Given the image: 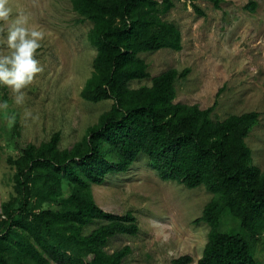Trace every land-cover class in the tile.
<instances>
[{"label":"trees","instance_id":"1","mask_svg":"<svg viewBox=\"0 0 264 264\" xmlns=\"http://www.w3.org/2000/svg\"><path fill=\"white\" fill-rule=\"evenodd\" d=\"M209 1L219 8L221 0ZM70 2L80 21L92 24L87 39L96 50L81 98L112 105L70 149L60 148L55 132L7 158L13 194L1 204L0 264H124L130 247L107 248L117 236L137 235V220L131 212L103 211L92 187L127 173L141 155L162 181L212 195L194 221L210 228L198 264H261L254 256L264 235V168L253 165L245 143L259 113L214 120L215 103L206 109L176 103V83L186 69H169L150 86L130 88V82L150 78L141 54L182 49L178 27L162 18L171 8L168 0ZM255 8L253 2L246 6ZM12 135L20 136L16 120ZM225 214L239 223L240 234L220 231ZM191 262L181 256L170 264Z\"/></svg>","mask_w":264,"mask_h":264},{"label":"rangeland","instance_id":"2","mask_svg":"<svg viewBox=\"0 0 264 264\" xmlns=\"http://www.w3.org/2000/svg\"><path fill=\"white\" fill-rule=\"evenodd\" d=\"M168 1L171 8L162 18L178 27L182 49L141 54L150 78L132 81L130 88L150 86L152 78L169 69H186V77L176 83V103L201 109L215 103L214 120L259 113V122L245 143L253 165L263 169L264 0H221L219 8L209 0ZM8 2L13 11L7 21H0V55L10 52L7 31L20 15L28 17L29 28L44 35L35 55L42 71L20 90L22 103H16L18 93L10 86L0 90V104L8 105L0 109V213L1 204L13 194L8 157L18 156L28 143L48 141L55 132L61 135L60 148L70 149L112 105L110 100L91 104L81 98L96 50L87 39L92 24L80 21L70 0ZM249 2L255 3V11L246 9ZM12 116L20 127L19 137L12 135ZM92 192L103 211L115 215L131 212L137 220V235L117 236L107 248L111 253L130 247L124 264H170L181 256H189L190 264H198L210 231L207 225L194 223L212 197L204 188L190 190L162 181L141 155L127 173L108 175L102 185L92 187ZM229 216L224 215L220 231L240 234L239 223ZM255 252L254 257L264 264V235Z\"/></svg>","mask_w":264,"mask_h":264},{"label":"clouds","instance_id":"3","mask_svg":"<svg viewBox=\"0 0 264 264\" xmlns=\"http://www.w3.org/2000/svg\"><path fill=\"white\" fill-rule=\"evenodd\" d=\"M8 0H0V21H7L12 14ZM28 17L18 16L7 31L8 54L0 55V84L10 86L18 93L16 103L23 101L24 94L20 90L31 83L33 77L42 71L39 61L35 58L37 49L41 47L43 32L29 28ZM7 103L0 104V109H6ZM15 117L9 118V123Z\"/></svg>","mask_w":264,"mask_h":264}]
</instances>
